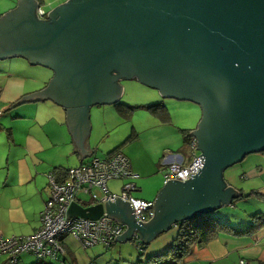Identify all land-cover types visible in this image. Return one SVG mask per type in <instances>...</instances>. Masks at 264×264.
Instances as JSON below:
<instances>
[{
    "label": "water",
    "instance_id": "95a60500",
    "mask_svg": "<svg viewBox=\"0 0 264 264\" xmlns=\"http://www.w3.org/2000/svg\"><path fill=\"white\" fill-rule=\"evenodd\" d=\"M37 7L18 0L0 18V61L23 59L53 72L44 90L17 105L51 99L66 107L82 159L91 154L89 110L117 104L122 81L202 110L191 137L203 167L163 185L148 223L137 224L132 206L117 197L87 208L73 203L68 218L96 221L105 213L125 227L115 241L137 234L148 245L241 196L223 173L264 153V0H68L46 21Z\"/></svg>",
    "mask_w": 264,
    "mask_h": 264
},
{
    "label": "crops",
    "instance_id": "0c3cea01",
    "mask_svg": "<svg viewBox=\"0 0 264 264\" xmlns=\"http://www.w3.org/2000/svg\"><path fill=\"white\" fill-rule=\"evenodd\" d=\"M17 5L18 0H0V18L17 9ZM17 60L27 63L23 59ZM49 72L52 71L49 70ZM53 75L52 72V77ZM21 77L18 75L13 79L9 74L0 71V112H2L0 117V235L3 238L27 237L39 230L40 214L49 197L47 179L49 174H52L56 180L63 178L62 174L67 170L87 164L93 158H107L114 150L119 149L118 151L129 159L132 171L138 176L135 181L138 191L133 194V197L135 195V199L154 203L157 193L164 185L166 168L161 164L163 158L171 154L179 155L183 158L185 165L189 164L190 155L185 156L181 152L187 145L184 144L180 130L195 128L181 126L185 128L175 129L172 118L169 123H164L156 117L154 118L156 121L148 120L149 127L146 129L139 130L133 126L132 133L137 139L135 143L139 146L144 145L147 150L144 154L147 161L144 162L137 157L132 159L125 154L128 152L121 148L128 138V128L123 125L125 121L117 109L112 106L109 109H104V106H95L89 110L90 129L87 141L91 154L82 159L79 151L75 152L74 139L67 124L66 107L57 105L51 99L17 105L24 97L44 90L52 78L47 84L46 82L26 84L21 81ZM159 101L160 98L155 99L154 102L163 106L166 104ZM154 102L146 101L137 105L146 106ZM168 105L165 106L169 111ZM20 106L23 109H18L14 115H6L3 111L7 112ZM115 130L117 133L114 134ZM137 160L139 161L136 162ZM229 169L223 173V179L228 188L237 191L239 195L255 192L264 196V154L248 155L240 164H237V167L228 171ZM122 184L119 182L111 185L119 188L120 191ZM138 193L139 195H136ZM234 226L236 228V225ZM177 235L178 228L172 227L169 231L158 235L147 245L145 251L141 252L136 249L135 244L139 256L136 263L125 262L122 258L127 248L125 244L136 243L133 236L125 242L117 241L109 249H100L101 247L83 249L72 237L63 236L61 244L65 254L58 262L37 261L34 258L36 260L34 263L31 258L33 256L24 254L19 257L17 264H138L139 261L145 263L150 257L165 253L172 246ZM107 250L115 251V254L110 253L112 255L106 258L103 252ZM139 252L143 256H140ZM116 257L119 259L115 260ZM240 262L264 264V230L252 238L219 235L216 240L207 245L192 247L189 256L182 264H239ZM0 264H6L5 257H0Z\"/></svg>",
    "mask_w": 264,
    "mask_h": 264
},
{
    "label": "built area",
    "instance_id": "2783aa9c",
    "mask_svg": "<svg viewBox=\"0 0 264 264\" xmlns=\"http://www.w3.org/2000/svg\"><path fill=\"white\" fill-rule=\"evenodd\" d=\"M38 20H45L47 13L38 5L36 9ZM2 112H0V117ZM190 162L185 165L179 155H166L161 164L166 168L163 184L169 180L185 182L190 174H197L203 167L197 143L193 139L189 145ZM49 197L44 203L40 214V228L27 237H12L5 239L0 235V257L6 258V264H17L24 254L33 256L37 261L58 262L65 252L61 237L70 236L83 249L102 247L109 249L121 236L125 227L103 214L96 221L81 218H68L71 204L76 203L83 208L105 205L115 197L129 203L133 208L135 222L148 223L154 217L153 203L135 199L133 194L138 191L135 181L138 176L132 171L129 159L117 151L107 158H93L89 163L66 171V177L58 182L52 174L47 176ZM109 182H122L120 195L109 192ZM89 197L88 205H84L79 195ZM136 246L140 244L137 234L133 235ZM239 264H245L240 262Z\"/></svg>",
    "mask_w": 264,
    "mask_h": 264
},
{
    "label": "rangeland",
    "instance_id": "374dc122",
    "mask_svg": "<svg viewBox=\"0 0 264 264\" xmlns=\"http://www.w3.org/2000/svg\"><path fill=\"white\" fill-rule=\"evenodd\" d=\"M65 1L66 0H42L41 6L42 9L48 14L50 10L60 5L61 3H64ZM0 71L9 74V76H11V78L13 79L16 78V76L21 75V81L26 84H32L36 82H46L47 84L48 81L52 78V72H49V70L47 71L37 66L33 67L28 63L24 64V62L17 59L0 62ZM120 85L122 87V95L119 102L121 104H126L130 107L135 108L133 109L132 115L129 119H123L125 121L123 125H126L125 127L128 128V138L124 141L121 148L125 149L128 152L125 154L129 158L131 157L133 159V157H137L138 159H142V161L144 162L147 161V158L144 156L146 148H144V145L142 144H140L139 146L137 143H135L137 139H135V134L132 133V127L135 126V128H138L139 130L146 129L149 127L147 126L149 119H153L152 121H156L154 120L155 117L151 115L145 108L141 107L140 105H137L141 102H154L155 99L160 98V101L169 104L167 107L171 114L175 129L185 128L181 126H189L188 128H196L197 125L200 123V120L202 118V110L196 104L190 102H179L176 100L164 99L157 90L139 84V82H137L136 80L122 81ZM155 95H157L159 98H157ZM154 104H158V102L151 103L150 105ZM20 107L16 109H11L7 112L5 110L3 111L6 115H14V112L18 111V109H23L22 106ZM104 107V109H109L110 106ZM140 126L141 128H139ZM113 133L115 134L117 133V131L115 130ZM181 152L185 156H188V154L190 155V150L188 149V146H185L181 150ZM138 161L139 160H137L136 162ZM235 167H237V165L233 166L230 169H233ZM230 169L228 171H230ZM112 183L118 184L119 182H109L107 184V187L109 188L110 192L114 195H120L119 188L117 189V187H112ZM136 195H139V193ZM79 199L84 205H88V196L80 194ZM255 213L264 214V204L258 201L256 198L249 197L247 198V200L234 203L233 206L229 205L223 207L212 214L213 217L219 220L221 223H228L237 231H242L249 227V225L251 224L250 216ZM234 225H236V228ZM125 245L127 248L124 252L125 256L122 257L123 260L125 262L136 263L139 256L137 252L138 249H135V243H127ZM100 249H102V247ZM110 253L115 254V251L107 250L103 252L106 258L112 255ZM31 258L35 263L36 260L34 259V257ZM118 259L119 257L115 258V260Z\"/></svg>",
    "mask_w": 264,
    "mask_h": 264
},
{
    "label": "trees",
    "instance_id": "16d2710c",
    "mask_svg": "<svg viewBox=\"0 0 264 264\" xmlns=\"http://www.w3.org/2000/svg\"><path fill=\"white\" fill-rule=\"evenodd\" d=\"M41 6L42 0H36ZM120 116L126 120L129 119L132 115L133 107H130L126 104H121L118 102L113 105ZM145 108L151 115L163 121L164 123H169L171 120L169 111L162 104L146 105L141 106ZM1 129V128H0ZM193 130H180L183 141L185 145L193 140L191 133ZM189 148V147H188ZM119 149L114 150L111 154L117 152ZM264 154V153H263ZM63 175V178H57L58 182H62L66 177V172ZM61 175V176H62ZM253 197L258 201L264 204V196H261L255 192H251L246 195H241L238 199L234 200L231 205L242 200H247V198ZM250 225L248 228L242 231H237L231 227L228 223H221L219 220L213 217V214L207 215H197L194 219L181 222L177 224L178 235L172 246L163 254L152 256L145 261V263L138 262V264H182L189 253L191 252L192 247L195 246H204L210 242L216 240L219 235H230L236 238H252L260 231L264 230V214L255 213L250 216ZM147 245L140 243L137 246V249L145 251ZM140 256H143L140 253ZM261 264V263H259Z\"/></svg>",
    "mask_w": 264,
    "mask_h": 264
},
{
    "label": "flooded vegetation",
    "instance_id": "af4514ba",
    "mask_svg": "<svg viewBox=\"0 0 264 264\" xmlns=\"http://www.w3.org/2000/svg\"><path fill=\"white\" fill-rule=\"evenodd\" d=\"M47 15H48V14H47ZM45 20H48V19H47V17H46V19H45Z\"/></svg>",
    "mask_w": 264,
    "mask_h": 264
}]
</instances>
